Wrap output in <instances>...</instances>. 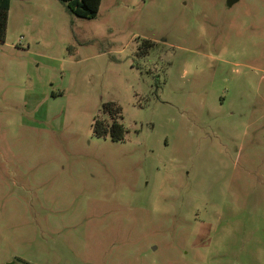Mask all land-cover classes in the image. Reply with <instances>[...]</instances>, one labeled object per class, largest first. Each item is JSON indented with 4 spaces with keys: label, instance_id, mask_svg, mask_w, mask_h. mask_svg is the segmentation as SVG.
Here are the masks:
<instances>
[{
    "label": "rangeland",
    "instance_id": "rangeland-1",
    "mask_svg": "<svg viewBox=\"0 0 264 264\" xmlns=\"http://www.w3.org/2000/svg\"><path fill=\"white\" fill-rule=\"evenodd\" d=\"M119 108L120 140L93 132ZM264 264V0H11L0 264Z\"/></svg>",
    "mask_w": 264,
    "mask_h": 264
},
{
    "label": "trees",
    "instance_id": "trees-1",
    "mask_svg": "<svg viewBox=\"0 0 264 264\" xmlns=\"http://www.w3.org/2000/svg\"><path fill=\"white\" fill-rule=\"evenodd\" d=\"M11 0H0V41L5 40L7 30V19ZM66 8L75 16L81 18H93L97 15L101 0H61ZM109 105H104L103 112L109 110ZM119 108L110 110V118H95L93 132L97 136L109 135L113 140L124 137L125 129L123 123L118 119Z\"/></svg>",
    "mask_w": 264,
    "mask_h": 264
},
{
    "label": "water",
    "instance_id": "water-1",
    "mask_svg": "<svg viewBox=\"0 0 264 264\" xmlns=\"http://www.w3.org/2000/svg\"><path fill=\"white\" fill-rule=\"evenodd\" d=\"M234 1H236V0H228V4L231 5ZM8 264H10V263H8Z\"/></svg>",
    "mask_w": 264,
    "mask_h": 264
}]
</instances>
